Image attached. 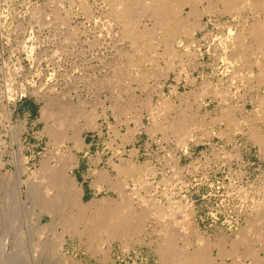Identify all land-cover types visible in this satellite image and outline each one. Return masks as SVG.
<instances>
[{
    "label": "rangeland",
    "instance_id": "rangeland-1",
    "mask_svg": "<svg viewBox=\"0 0 264 264\" xmlns=\"http://www.w3.org/2000/svg\"><path fill=\"white\" fill-rule=\"evenodd\" d=\"M110 1L0 0V66L5 62L6 69L3 71L8 72L10 68L12 73L14 65L18 64V67L21 65L18 70L20 74L15 76L13 83L14 94L19 91V84L28 87V92L11 106L13 110L11 119L6 120L4 117L0 119V203L4 204V201L8 200L9 206L4 205L3 215L10 224L4 234L12 240L16 238L18 232L19 236L27 239V242V224L34 219L30 210L27 213L20 212L23 209L14 203L16 166L28 170L21 177L25 180L39 168L40 160L48 159L53 167L61 166L66 161L64 159L67 157L64 156L67 153H63V150L61 157L53 158L54 161L48 153L50 152L47 146L48 136L43 132V128L53 125L58 120L48 115L41 116L40 108L47 105L51 112L68 110L66 118L75 119L76 124H64L65 126L61 125L59 129L66 128L68 136L72 135L75 128L81 129L85 146L82 151L77 150V153L73 148L71 154L73 158L85 162L88 161L86 155H92L93 159L99 161L93 167L90 166L92 169L99 170L106 166L108 159L115 163L126 162L130 150H136L132 161L140 165L143 171L148 170L144 177L147 182L137 187L139 193L143 195L149 193V196L164 206L171 204L169 199L174 204L178 202L182 205L181 214L173 212V215H166L167 218L177 220V224L173 226L179 236L177 246L187 241L189 246L186 247L191 252L197 248L196 241L200 238L202 242L211 244L214 257L219 249L217 244H221L228 251V256L225 259L217 258V263L231 264L234 254V257H240L238 264H253L250 253H260L259 255L263 257L261 249L264 240V144L259 145L255 142L257 146L251 147L252 143L246 142V136L249 135L251 127H257L264 136V110H253L250 104L241 111H230L224 107L220 110L215 101L204 99L206 94L204 88L198 92L186 84L185 77L191 75L189 73L193 70V64L197 65L198 62L205 67L211 79L224 78L230 68L228 63L225 65L223 56L225 51H231L230 49L215 47L212 54L217 55L216 60L207 55L201 58L196 40L202 33L197 30L192 36L187 33L185 36L182 35L181 39H175L171 46L175 52L169 54L164 52L165 43L159 42L161 30L158 29L157 35L152 34L156 31L153 30V21L148 15L140 16L133 11L126 14L125 20L116 19L112 14L117 12L120 6H117L116 0ZM257 1L264 3V0ZM207 3L202 2L199 8L203 9ZM212 3L213 17L221 21H230L235 28L232 32H236L237 23L240 24L237 31L242 28L241 32H246L247 30H244L250 27L249 23L253 24L258 18H264V4L256 9L257 13L255 8L252 10L251 7H245L238 14L233 11L228 14L221 3L215 1ZM249 11L253 12L252 15ZM187 12L188 8H185L183 15L185 16ZM236 17L246 19L249 26L243 28L240 18ZM202 18V21H205L208 16L204 15ZM232 18H236L238 22H232ZM118 22L122 25H117ZM128 22L140 32H149L151 35L146 39L130 42V38L124 37L122 33L123 25ZM223 33H218L216 37L218 45L222 42L225 46L229 42ZM244 38L246 42L248 41L246 45L252 43V37L249 35ZM189 39H192L191 45L188 43ZM178 42L179 45H184L181 50L177 49ZM176 50H179L178 54ZM185 51L192 52L184 56L181 52ZM183 57H186V60ZM129 61L132 65L128 63ZM175 73L180 77L176 95L171 90V86L175 84L173 77ZM28 103L37 106L35 116L28 110ZM103 108L106 109L107 120L101 117ZM228 112L231 114V120L226 117ZM89 114H94L97 120L95 126L86 125ZM235 121L238 122L237 125ZM99 123H102L101 132L95 128ZM181 124L189 126L190 136L184 140L176 132V128ZM13 131L17 133L15 136H12ZM72 145L71 142L66 143V147L72 148ZM230 149L236 155L241 153L243 158V164L235 163L232 166L235 175L224 166L213 164L215 161H224L226 158L224 154ZM11 152L13 153L10 154ZM258 152L260 162L255 158ZM68 161L66 163L72 165V161ZM248 162L253 163L252 167H246ZM44 175L49 178L48 174ZM34 177L35 181L40 183V187L46 190L48 186L46 178L40 173ZM201 177L203 184L194 186ZM77 185L81 188V184ZM134 187L136 186L131 185L128 189L125 187V205L128 204L132 212H139L145 207L150 208V205H140L135 195H132L133 198L126 195L131 194L130 190ZM22 189H25V186H22ZM25 195L26 193L21 194L24 200ZM41 197L44 198L42 192ZM91 198L81 199L86 204ZM94 198L101 200L118 197L116 193L101 191ZM62 201L64 202L63 199ZM96 206L109 205L107 202L96 201ZM225 208H229L228 215H224L227 211ZM231 210L233 211L230 214ZM216 211L222 212L221 215L225 219L229 215L239 214L238 227L235 226L233 230L228 231L226 226H220L219 222L213 224L211 216ZM60 214L64 216V211ZM221 215H218V218L222 219ZM41 218V225L50 222L47 213H43ZM182 221L187 225L184 226ZM155 223V219L149 216L136 230L127 231L125 237L113 240L111 245L106 242L104 235L93 241L90 238L89 241L86 236L88 233L80 234L83 230L79 227L76 231L63 235L62 252L55 253V260L51 259L49 262L161 264L156 252L159 238L157 232L153 230ZM24 229L27 232L23 231ZM20 231L27 234L22 235ZM62 231V227L58 226V233L61 234ZM54 236L52 232L45 231L41 235L44 243L32 248L37 251L41 261L48 256L51 247H54L52 245ZM241 237L244 239L243 243H240L233 253V244ZM27 246L29 251H32L29 243ZM28 248H25V251Z\"/></svg>",
    "mask_w": 264,
    "mask_h": 264
},
{
    "label": "bare ground",
    "instance_id": "bare-ground-1",
    "mask_svg": "<svg viewBox=\"0 0 264 264\" xmlns=\"http://www.w3.org/2000/svg\"><path fill=\"white\" fill-rule=\"evenodd\" d=\"M204 1L208 2L207 6L205 5V7L203 9H200L199 6ZM213 1H215V3H221V5L223 6L222 8L224 9V11H227L228 14H229V12H232V11L236 12L238 14V12L245 7H251L252 10L255 8V11H256V9L260 8V6L264 4L262 2H261L262 3L261 4L257 0H256V2H254L252 0H116L117 6H120V7H118L117 12L113 13L112 16H114L116 19H120V20L124 19L125 20V19H127L126 14L129 12L132 13L133 11H136V13L139 14L140 16L148 15L149 19L151 21H153V26H154L153 30L156 31V33L153 32L152 34L157 35L158 29H160L161 33L159 32L160 33L159 34V42L163 41L165 43L164 44L165 45V51L164 52L172 54L175 52V50H173V48H171V46H173L172 44H174V42H175V39L177 40L182 35L187 34V33H188V35L191 34V36H192L195 34V32H197V30H202L206 27L207 22L204 23V21H202V19H203L202 16H204V15L208 16V21L211 19V17H213L214 13H213V11H211V7H212V5H214L212 3ZM260 1H262V0H260ZM110 2H112V0ZM185 8H188V12L184 16L183 11L185 10ZM215 9H217V8H215ZM223 9H220V10H223ZM220 10H218V11H220ZM263 11H264V8H263ZM251 12L252 11H249V13H251ZM223 13H225V12H223ZM252 13H251V15H252ZM256 13H257V11H256ZM257 15H259V14H257ZM237 16H239V15H237ZM236 18H240V21L242 24L241 26L243 28H245V26L248 25V22L246 19H243L242 17H236ZM110 20H111V18H110ZM107 22H108V20H107ZM111 23H112V21H111ZM141 23H143V22H141ZM118 24H120V23L118 22L117 25ZM238 24L239 23H237V26L239 28L240 24L239 25ZM121 25L122 24H120V26ZM148 25L149 24H147V26ZM249 25H250V27H248L247 29L244 30V31L247 30L246 32H241L243 30L242 28H240L239 31H237L238 30V28H237L236 32H233V33H232V31H229L230 36H228L226 38L229 42L228 45H225V46L222 45L218 48V49H223V50H226V48H228L231 50V51H225V53H224L223 61L226 62L225 65L228 63L229 59L231 60V57H234L236 59H242V58H245L246 56L252 54L255 51L259 55H261V54L264 55V38H262V37H264V32L262 31V30H264V18H258L257 20H255V22L253 24L249 23ZM123 26H124L123 32H122L123 36L130 38V42H133V43H134V40H139L142 38L146 39L147 36L151 35L149 32L148 33L140 32L136 27H134V25L131 26L129 24V22H128V24H124ZM108 28H110V27H108ZM112 28H113V26H112ZM114 34H115V32H114ZM119 35H120V32H119ZM244 35L245 36L249 35L250 37H252L255 44L252 45L250 43V45H246V44H248V41L246 42ZM189 40L190 41L189 42L187 41V42L191 45L193 43L192 39H189ZM140 41H142V40H140ZM146 42H148V41H146ZM179 43L180 42H178L177 49L181 50L184 47V45L183 44L179 45ZM184 43L186 45V42H184ZM129 44H131V43H129ZM137 47H138V45H137ZM215 49H217V48H215ZM179 50L178 51L176 50L177 54H178ZM30 52H32V50H30ZM189 52H192V51H189ZM189 52L185 51V52H181V54H183L185 56ZM259 57L260 56H258V58ZM180 58H182V57H180ZM262 58H264V56H262ZM139 59H141V58H139ZM245 59H246V61L248 60L247 58H245ZM253 59H254V57H253ZM260 59H261V57H260ZM260 59L258 62H260ZM236 62H237V64L239 63L238 61H236ZM240 62H243V61L241 60ZM244 62H245V60H244ZM128 63H130V61ZM252 63H250L249 67L251 66ZM198 64H199V62H198ZM240 64H242V63H240ZM178 65H179V63H178ZM258 65H261V64L259 63ZM262 65L257 67L259 74H261V72H260L261 69L259 71V67L261 68ZM14 66H15V68H14L15 73L14 72L11 73L10 68H8V72L3 71V69H6L5 62H3L2 65L0 66V74L3 71L2 75H1L2 78H0V81H1V83H0V111L2 110V112H0L2 114V115H0V119H3V117H4V119L10 120L12 117V111H13L11 109V106H14L17 99L24 96L28 92V87L26 85L19 84V86H20L19 91H17L16 94H14L13 83L15 81V76H17L19 73L18 70L21 68V65H19L20 68L18 67V64L14 65ZM246 69L247 68H245V70ZM263 71H264V69H262V73H263ZM258 72L254 73V74H257ZM235 73H237V72L235 71ZM239 73H237V74L239 75ZM232 74H233V72H231L230 75H232ZM237 74H235V76H233V75L232 76L235 78H238L236 76ZM240 75L242 76V74H240ZM259 76H262V74ZM148 77H150V75ZM223 77H225V76H223ZM233 77H230V81H229L230 83H231V78L233 79ZM242 77H244V76H242ZM245 78H247V76H245ZM260 78L261 77H259V79ZM237 80L238 79H235V81H237ZM241 80H242V78H241ZM219 81L221 82L220 78H219L218 82ZM260 81H261V79H260ZM248 82H249V80H248ZM250 82H251V80H250ZM262 82H263V80H262ZM247 84H249V83H247ZM206 85L207 84H204V86H202V88L203 87H205V89L207 87L209 88V86H206ZM236 85H238V84H236ZM225 86H224V88H225ZM260 86H262V85H260ZM251 91H253V90H251ZM213 92H214V90H213ZM233 93H234V91H233ZM230 96H233V95H230ZM219 98H220V96H219ZM262 104H263V102H262ZM48 108L49 107L47 105L42 106L40 108L41 116H44V115L47 116L48 115V116H50V118L58 120V121L55 120L56 122H54L53 125L45 126L43 128V132H45L46 135L48 136L47 146L50 148V152L48 151V153L50 155V158L53 159V158H58L59 156L61 157V155H62L61 152L63 150V153H65V152L67 153L66 156H64L67 158L64 159L66 161L64 163H62L61 166H57V167L51 166L50 161L48 159L47 160H40L41 162H40L39 168L36 169L35 171H33L32 174L28 175L25 180H23L21 177H22V174L26 173L28 170L26 168L21 167V166L20 167L16 166V173H15L16 177L14 178L16 181L14 203L16 205H18L19 208L21 207L23 209V210H20V212L22 211L24 213H27V211L30 210L31 213H33V215H34V219H32L30 221V223L27 224L26 230L28 231V234L26 233L27 231L25 229L23 231H26V232L21 233V231H20V233L22 235L25 233L28 235V241L27 242H26L27 239H24L18 235V232H17L16 238L9 240L10 237L7 238V236L4 234V232H6L5 230L10 227V224L8 223L7 219H4V215H3L4 205L9 206V204L7 203L8 200H5L4 204L0 203V264H52L49 261L51 259L55 260V258H56L55 253H58L59 251L62 252L63 241H64L63 235L66 233L72 232V231H76L79 227H82V230H83V231H80V234L84 235V233H88V234H86V236H87L89 241H90V238H91V241H93V240H96L97 238H101V236L104 235L106 237V242L109 245H111L113 240L122 239L123 237H125V234L127 231H130L131 229L136 230L139 227L140 223L144 222L147 218H149V216H152V218H154L155 222H156L155 223L156 226H155V228H153V230L157 232L158 238H159L156 252L159 256L161 264H223V263H217V258H219V259L224 258L225 259V257L228 256V251H226L224 249V246H221V244H217L219 249H218V253H217L216 257H214L212 255L211 244L202 242V240L200 238H198L197 241L195 240L197 243V248L193 249L191 252L186 247V246H189V242H187V241H185L183 243V245H181V246L176 245L177 240H179V236L175 233L173 226H174V224L175 225L177 224V220L175 218H172V217L167 218L166 215H169V214L173 215L174 213H180L181 214L182 213V205H180L178 202L174 204L169 199V202L171 204L168 203L167 206H164L163 204L159 203L158 201L154 200L151 196H149L148 195L149 193H147V195L146 194H144V195L140 194L137 187L139 185L147 182L144 177L147 175L146 171H148V170L145 169V171H143V169H141V166L137 165L130 158L126 162H124V161H119L118 163L113 162V163H115V164H113V168L116 170L118 177H121V178H118V182L111 184L112 189L117 191V197L118 198L117 199H113V198L112 199H110V198L105 199V198H103L101 200H97L93 197L90 201H88L86 204H84L82 202V199H81L82 194H83L82 189H81L82 187L79 188V186L77 185V182L75 180V177L72 173V169L77 164L78 159H75L76 157L73 158V154H71L73 148L76 150H81L85 146V143H84L83 138L81 136V129L79 130V129L75 128L72 135L68 136L67 135V129L63 128L60 130L59 126H61V125L65 126L64 124H68V125L76 124L75 119L73 117L66 118L67 114L69 113L68 110H62V111L60 110V112H57V111L51 112V110H49ZM146 108H147V106H146ZM220 110H221V108H220ZM105 111H106V109L103 108L102 113H101V117L104 120H107L108 117L105 115ZM149 111H151V110H149ZM179 114H180V112H179ZM151 117H153V116H150V118ZM226 117L228 120H231V114L229 112L226 113ZM95 120H96V118H95L94 114H89V116L87 117V124L86 125L95 126L96 125ZM171 120H172V117H171ZM236 122L237 121H235V123ZM237 123H236V125H237ZM100 125H102V123L97 124V126L95 127L98 130V132H101ZM244 127H245V125H244ZM176 132L179 133V135L181 136L180 138H182V140H184L185 138L190 136L188 125H184V124L179 125L176 128ZM16 134H17L16 132H14V131L12 132V136H15ZM249 136L256 141V144H259V145L264 144V136L260 133V130L257 127H251L249 129ZM69 142H71L73 144L72 148L66 147V143H69ZM2 144H4L3 141H2ZM51 148H52V150H51ZM135 152H136V150L132 149V150H130L129 153H130V155L133 156V154L135 155ZM12 153L13 152H11L10 154H12ZM12 160H14V159H12ZM54 160L55 159H53V161ZM70 160L72 161L71 162L72 165L71 164L68 165L66 163L67 161L70 162ZM22 161L24 162V160H22ZM55 162L57 163V161H55ZM98 171H96V173ZM38 173H40V175L42 177L46 178V180H47L48 186L46 187V190H44L45 189L44 187L42 189V187H40V183L35 181L34 176ZM98 173H99V178H98L99 182H107V180H109V178H107L108 176H107V173L105 171H101ZM43 174H48L49 178H47L46 175L43 176ZM128 182H130V183H128ZM131 185L136 186V187H134L132 190L129 189L131 194L127 193L126 195L130 196L131 198H133L132 195H135L137 197L140 205H142V204L147 205V206L150 205L151 206L150 208H146V207L141 208V210L139 212H132L129 210V205L128 204L125 205L126 204L125 203L126 197L124 196L123 188L125 189V187L127 186V189H128ZM22 186H25V189H22ZM41 192L44 195V198L41 197ZM23 193H26L25 200L21 197V194H23ZM62 199L64 200V202L62 201ZM166 199H167V197L165 198V200ZM96 201L107 202L109 206L98 207V206H96ZM28 202L30 205H28ZM144 205L142 207H144ZM62 210L64 211V216L60 214V212H63ZM43 213H47L50 216V222L47 223L46 225H41V219H42L41 217H42ZM19 217H21V216H19ZM23 217H25V216H23ZM24 221H23V224H24ZM182 223L184 224L183 221H182ZM185 225H187V224H184V226ZM22 226L25 227L24 225H22ZM58 226L62 227L63 231L61 234L58 233ZM252 226H254V225L252 224ZM45 231H50L55 235L54 236V242L52 244L54 247L53 248L51 247L48 256L43 261H41V259H39V256L37 255V251H34L33 247L34 246L38 247V246H40L41 243H44L42 238H41V235L44 234ZM9 234L10 233H8V235ZM16 239H17V242H16ZM18 239H19V241H18ZM243 240L244 239L241 237V239H239L238 241H236L233 244V247H232L233 253L235 252V249L237 248V246L240 245V243L241 244L243 243ZM55 242H58V244H55ZM28 243L31 246L32 251H29V248H28L29 246H27ZM25 248H28V250L25 251ZM261 250L263 251V257H261L259 255L260 253H256V254L250 253V256H252V258H253V264H264V240H263V245H262ZM232 256H233V259H232L231 264H238L240 261V257H234V254ZM53 264H55V263H53Z\"/></svg>",
    "mask_w": 264,
    "mask_h": 264
},
{
    "label": "crops",
    "instance_id": "crops-1",
    "mask_svg": "<svg viewBox=\"0 0 264 264\" xmlns=\"http://www.w3.org/2000/svg\"><path fill=\"white\" fill-rule=\"evenodd\" d=\"M262 31L264 32V30H262ZM262 38H264V37H262ZM251 42H252L251 43L252 45L255 44L253 39H251ZM250 55L245 57L248 59L247 61L245 58L236 59L234 57H231V60L229 59V61H228V67L230 68V71H228L226 73L227 75L223 78L224 80L220 79L221 82L220 81L218 82L219 79H216V80L211 79L212 77L211 78L209 77L205 67H203L202 65H200L198 63H197V65L193 64V68H192L193 70L191 71V73H189L191 75L185 77V79H186L185 82L188 86L191 87V89L197 90L198 92H201L203 90V88L205 89V87L202 88V86L204 84H207L206 86H209V88L207 87L209 90L207 88L205 89L206 94L204 96V99H210V101H215L219 105L217 108H223L224 107L225 109L230 110V111L231 110H233V111L234 110H240L241 111V110L245 109L247 104H250V107L253 110L254 109L264 110V79H263L264 78V71L262 73V69H264V67H263L264 66V62H263L264 58H262V56H264V55H262V54L259 55L256 52L252 53ZM258 56H260L261 59H260V57L258 58ZM253 57H254V59H253ZM259 59H260V62H258ZM241 60L243 62H240ZM244 60H245V62H244ZM236 61H238L239 63L237 64ZM240 63H242L243 65ZM250 63H252V64L249 67ZM259 63L261 65L263 64L262 65L263 68L259 67V71L261 69L260 72H261L262 76H259L261 74H259V72L257 70L258 69L257 67L261 66V65H258ZM245 68H247V69L245 70ZM247 70L248 71L250 70L251 72L250 71L248 72ZM235 71L237 73L240 72L239 75L237 73H235ZM231 72H233V74H232L233 76H235V74H237L236 76L238 78H235L232 75H230ZM256 72H258V73L254 74ZM240 74H242V76H244V77H242ZM245 76H247V78H245ZM173 77H174L175 84L171 86V90H172V93H174V95H176L178 93L177 83H178L180 77H178L176 75V73L174 74ZM230 77H233V79L231 78V83L229 82ZM259 77H261L260 78L261 81H260ZM234 78L238 79V80L235 81ZM241 78H242V80H241ZM248 80H249V82H248ZM250 80H251V82H250ZM262 80H263V82H262ZM246 82L249 84H247ZM235 83L238 85H236ZM260 85H262V86H260ZM224 86H225V88H224ZM213 90H214V92H213ZM251 90H253V91H251ZM233 91H234V93H233ZM230 95H233V96H230ZM219 96H220V98H219ZM262 102H263V104H262ZM29 116H31V115H29ZM246 142H251L252 143L251 147L257 146L255 144L256 141L253 138H251L249 135L246 136ZM82 150H83V148L80 151H82ZM74 152L77 153L78 151L74 150ZM259 154L260 153L258 152L257 155H255V158H257L258 161L260 162L259 159H261V157ZM224 155L226 156L224 161H220V162L215 161V162H213V164L222 165L226 169H228L229 172L232 173V175H235V171L232 172V166L235 163L236 164H238V163L243 164V158L241 156V153L239 155H236V153H234V151H232V149H230V150L226 151ZM86 156H87L86 158L88 160L87 162H85L84 160L80 161L79 158H77L78 159L77 164L72 169V173L75 177L76 182L81 184V187H82L81 189H82V193H83L82 197H85V198L92 197L93 198L94 196H96L101 191L113 192V193H116V195H117V191L112 189L111 184L118 182V178H121V177H118L116 170L113 168V164H115V163H113L114 161L111 159H108L106 166H103L98 171L97 169H92L90 166L93 167L94 165L98 164L99 161L97 159H93L92 155L88 156V154H87ZM129 156H130L129 157L130 159H133L135 157L134 154H133V156L132 155H129ZM207 162H209V161H207ZM252 165H253V163L248 162L246 164V167L250 168V167H252ZM258 167L260 168V166H258ZM96 171H98V172L105 171L107 173V176H108L107 178H109V180H107V182H99V180H98L99 173L98 172L96 173ZM111 175H114V177H110ZM124 190L125 189L123 188V192H124Z\"/></svg>",
    "mask_w": 264,
    "mask_h": 264
},
{
    "label": "built area",
    "instance_id": "built-area-1",
    "mask_svg": "<svg viewBox=\"0 0 264 264\" xmlns=\"http://www.w3.org/2000/svg\"><path fill=\"white\" fill-rule=\"evenodd\" d=\"M232 22L237 20L236 18H232L231 19ZM207 22V25L204 29L200 30V32L202 33L201 37L198 38L196 40L198 48L197 50L199 52H201V58H203L204 55H207L209 58L211 59H215L214 54H212L213 50L215 47H217V49L222 46V42L221 45H218V38L216 37V35L218 33H223L224 31H226V33H223V36L225 38H227L229 35V31H233V29H235L234 27L232 28V23L230 21H221L220 19L216 18V17H211V19L208 21V18L204 21V23ZM230 23V24H229ZM235 23V22H234ZM233 33V32H232ZM202 49L204 52H202ZM202 180L203 177H201L199 179V182H196L194 184V186H200L202 185ZM205 198V197H204ZM227 211L224 212V215H228L229 214V208H225ZM233 210L230 211V214L232 213ZM222 212H214L212 214V223L216 224L217 222L220 223V226H226V229L228 231L233 230V228H235V226L238 227L237 221L239 220L240 215L238 214V216H234V215H229L227 219H225L222 215ZM218 215L222 216V219L218 218ZM238 230V229H237Z\"/></svg>",
    "mask_w": 264,
    "mask_h": 264
},
{
    "label": "trees",
    "instance_id": "trees-1",
    "mask_svg": "<svg viewBox=\"0 0 264 264\" xmlns=\"http://www.w3.org/2000/svg\"><path fill=\"white\" fill-rule=\"evenodd\" d=\"M27 108L31 112L32 116L36 115V109H37L36 105H33L32 103H28V107Z\"/></svg>",
    "mask_w": 264,
    "mask_h": 264
}]
</instances>
